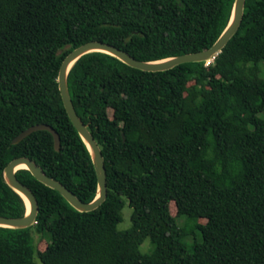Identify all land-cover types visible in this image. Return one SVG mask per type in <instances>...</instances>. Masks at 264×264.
I'll return each instance as SVG.
<instances>
[{
	"label": "trees",
	"instance_id": "1",
	"mask_svg": "<svg viewBox=\"0 0 264 264\" xmlns=\"http://www.w3.org/2000/svg\"><path fill=\"white\" fill-rule=\"evenodd\" d=\"M233 3L0 0V216L27 211L3 176L20 156L84 202L97 194L90 151L58 88L70 51L92 40L143 61L202 51ZM67 84L101 149L106 199L79 211L18 169L39 209L27 228L0 226V264H264V0H245L237 32L209 63L143 71L93 51L76 60ZM39 123L58 132L59 151L47 130L11 143ZM125 204L131 225L119 230Z\"/></svg>",
	"mask_w": 264,
	"mask_h": 264
},
{
	"label": "water",
	"instance_id": "2",
	"mask_svg": "<svg viewBox=\"0 0 264 264\" xmlns=\"http://www.w3.org/2000/svg\"><path fill=\"white\" fill-rule=\"evenodd\" d=\"M244 6L245 0H234L227 26L220 34L218 39L212 44V46L202 51L180 54L161 60L143 61L134 58L126 51L112 44L97 40L88 41L70 51L62 60L59 68L57 78L58 88L69 119L90 151L92 163L97 177V194L90 202H84L80 200L64 184L46 175L42 167L39 166L34 160L24 156L16 157L5 166L3 170V176L6 183L23 197L27 206V211L22 217L0 216V226L10 228H27L34 224L36 215L38 213V203L33 192L27 186L22 184L15 175L18 169H28L37 180L58 191L75 209L79 211L87 212L95 210L106 199V170L101 149L91 132L88 130L87 125L83 123L81 118L76 113L68 90L67 76L70 69L79 57L89 52L100 51L110 54L125 64L143 71L168 70L174 66L187 62L209 63L226 46L228 41L237 32L243 17ZM37 130L49 131L53 136L54 148L56 151H59L60 136L51 125L45 123L34 124L28 127L15 136L11 143L17 144L23 138Z\"/></svg>",
	"mask_w": 264,
	"mask_h": 264
},
{
	"label": "rangeland",
	"instance_id": "3",
	"mask_svg": "<svg viewBox=\"0 0 264 264\" xmlns=\"http://www.w3.org/2000/svg\"><path fill=\"white\" fill-rule=\"evenodd\" d=\"M170 211H171L172 215H175L176 214V208H175V205H174L173 202L170 204ZM131 212H132L131 208L127 204H125V206L122 209L123 219H122V221L117 226V228L119 230H125V229H127V228L130 227V225H131V220H130ZM148 245L151 248L150 240L147 238L140 245V250L142 252H148L149 251ZM45 246H46L45 240H42V241H40L38 243V248L40 250H43L45 248Z\"/></svg>",
	"mask_w": 264,
	"mask_h": 264
},
{
	"label": "bare ground",
	"instance_id": "4",
	"mask_svg": "<svg viewBox=\"0 0 264 264\" xmlns=\"http://www.w3.org/2000/svg\"><path fill=\"white\" fill-rule=\"evenodd\" d=\"M24 167V166H23Z\"/></svg>",
	"mask_w": 264,
	"mask_h": 264
},
{
	"label": "clouds",
	"instance_id": "5",
	"mask_svg": "<svg viewBox=\"0 0 264 264\" xmlns=\"http://www.w3.org/2000/svg\"><path fill=\"white\" fill-rule=\"evenodd\" d=\"M123 198V197H122Z\"/></svg>",
	"mask_w": 264,
	"mask_h": 264
}]
</instances>
